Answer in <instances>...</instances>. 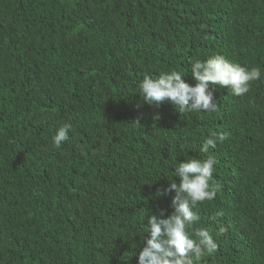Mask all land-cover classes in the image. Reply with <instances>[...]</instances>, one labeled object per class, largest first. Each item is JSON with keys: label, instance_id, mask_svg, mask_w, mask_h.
<instances>
[{"label": "trees", "instance_id": "obj_1", "mask_svg": "<svg viewBox=\"0 0 264 264\" xmlns=\"http://www.w3.org/2000/svg\"><path fill=\"white\" fill-rule=\"evenodd\" d=\"M213 55L261 79L210 112L136 93ZM208 156L218 191L193 211L217 250L194 264H264V0H0V264H137L173 162Z\"/></svg>", "mask_w": 264, "mask_h": 264}, {"label": "clouds", "instance_id": "obj_2", "mask_svg": "<svg viewBox=\"0 0 264 264\" xmlns=\"http://www.w3.org/2000/svg\"><path fill=\"white\" fill-rule=\"evenodd\" d=\"M190 72L196 81L194 85L186 83L182 76L187 72L170 69L158 76H144L138 90L141 101L150 106H158L165 100L172 103L178 113L210 112L217 108L214 91L217 87L228 86L235 96H244L250 90L253 81L261 79L258 68H247L239 63L230 62L222 55H213L205 60H196L191 64ZM211 86V87H210ZM156 118L159 119L158 114ZM72 125L64 122L51 137L54 148L60 149L68 140ZM225 139L223 134L211 133L202 142L200 151L208 153L218 142ZM174 175L167 187H159L157 196L175 193L169 207L171 213L164 216L144 218L146 224L141 235L143 247L137 255V264H194L205 253L211 255L217 250V243L207 228L195 227L199 216L193 209L205 201L216 197L218 186L210 183L215 171L213 157H188L181 162L174 161ZM178 178V182L173 179ZM222 215V213H217ZM225 231L223 227L219 230Z\"/></svg>", "mask_w": 264, "mask_h": 264}]
</instances>
